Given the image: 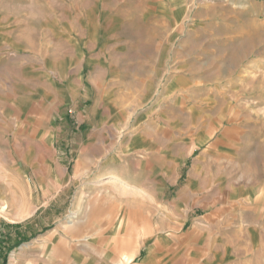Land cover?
<instances>
[{
  "label": "rangeland",
  "instance_id": "374dc122",
  "mask_svg": "<svg viewBox=\"0 0 264 264\" xmlns=\"http://www.w3.org/2000/svg\"><path fill=\"white\" fill-rule=\"evenodd\" d=\"M10 38L22 55L3 62L8 88L45 102L39 113L0 108V166L28 220L56 218L58 229L74 218L80 187L115 184L122 155L142 164L130 171L150 184L154 218L161 199L170 217L193 197L238 202L261 232L249 235L248 264H264V0H41ZM77 49L88 60L66 76Z\"/></svg>",
  "mask_w": 264,
  "mask_h": 264
},
{
  "label": "crops",
  "instance_id": "0c3cea01",
  "mask_svg": "<svg viewBox=\"0 0 264 264\" xmlns=\"http://www.w3.org/2000/svg\"><path fill=\"white\" fill-rule=\"evenodd\" d=\"M40 1L0 0L2 109H34L37 113L45 110V102L38 99L37 93L22 95L8 88L10 78L3 66L10 53L22 55L19 43L10 38V32L25 29L26 9L33 11L39 7ZM34 12L39 13V10ZM73 60L80 63L88 59L79 49L75 51L74 59L69 61L68 56L65 57V66L61 69L66 76L73 70L70 64ZM38 68L35 78L41 77L43 69ZM48 70L52 77L58 72L54 66ZM30 71V66L25 67L28 76L32 73ZM49 74L47 76L51 77ZM21 97L25 98L22 104ZM41 125H36L37 132ZM16 127H30V124H18ZM40 137L34 138L40 141ZM138 139L136 136L127 147V154L139 148ZM88 140L89 136L84 142ZM127 158L121 155L113 160L118 165L115 184L88 183L80 187L72 205L71 214H76L75 217L67 219L66 215L64 224L58 229L56 218H48V223L55 228H47L48 224L40 225L45 223L41 217L28 220L31 217L29 207L21 199L20 202L14 199V175H9L8 169L0 166V264H248L249 235L261 232L254 225L256 221L252 216L240 213L238 202L217 201L210 196L203 200L193 197L192 204L180 203V215L175 218L169 216L168 201L161 199L160 208L156 211L159 215L154 218V200L150 195L149 198L146 196L150 184L140 182L137 173L130 171V168L137 169L142 164ZM80 172L81 169L76 168L73 174ZM52 173L53 169H49V175ZM16 174L19 176L21 172ZM55 186L53 184L49 189L55 192ZM71 186L72 183L59 190L67 191ZM195 186L193 179L189 178L186 188H192V195L197 194L198 187ZM52 199L46 203L50 205ZM3 200H6V205L2 206ZM14 204L18 208H12ZM22 207L26 213L19 216L16 212ZM194 208L199 209L200 215H193Z\"/></svg>",
  "mask_w": 264,
  "mask_h": 264
}]
</instances>
